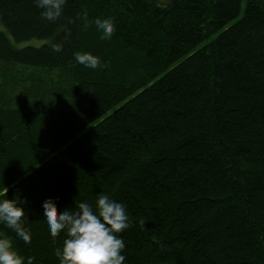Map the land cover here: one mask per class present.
Masks as SVG:
<instances>
[{
	"label": "trees",
	"instance_id": "1",
	"mask_svg": "<svg viewBox=\"0 0 264 264\" xmlns=\"http://www.w3.org/2000/svg\"><path fill=\"white\" fill-rule=\"evenodd\" d=\"M243 3L68 0L48 22L33 0H0L17 43L44 42L15 49L0 30V187L31 244L0 233L19 254L59 264L43 201L106 193L133 221L124 264H264V0ZM85 51L95 72L74 61Z\"/></svg>",
	"mask_w": 264,
	"mask_h": 264
},
{
	"label": "clouds",
	"instance_id": "2",
	"mask_svg": "<svg viewBox=\"0 0 264 264\" xmlns=\"http://www.w3.org/2000/svg\"><path fill=\"white\" fill-rule=\"evenodd\" d=\"M68 0H33L40 10V18L48 22L59 20ZM71 22V21H69ZM95 26L102 41L110 40L116 31L111 20L95 19ZM87 27V25H85ZM71 36V29L65 26V40ZM54 53L64 49L63 43H51ZM74 61L89 71L95 72L101 62L90 52H75ZM8 188L0 187V225L14 233L15 240L31 244V232L24 205L16 198H7ZM26 203V200H25ZM44 227L51 238L64 234L61 247L54 249L59 264H124L126 248L122 233L133 226L127 206L110 194L100 193L94 203L87 200L75 201V208L66 207L57 212L53 201L42 203ZM141 227L145 221H139ZM0 264H32V258H25L14 247V240L0 233Z\"/></svg>",
	"mask_w": 264,
	"mask_h": 264
},
{
	"label": "rangeland",
	"instance_id": "3",
	"mask_svg": "<svg viewBox=\"0 0 264 264\" xmlns=\"http://www.w3.org/2000/svg\"><path fill=\"white\" fill-rule=\"evenodd\" d=\"M245 1L244 0V3H243V7L245 5ZM0 30L6 35L7 39L10 40L12 46L15 48V49H19V48H24V47H30V46H33V47H40L44 42L43 41H38V40H30L29 42H19L17 43L13 38L12 36L10 35V33L8 32V30H6L3 25L1 24L0 22ZM207 42V41H206ZM204 45H206V43L204 44H201L200 46H198L196 48V50L202 48Z\"/></svg>",
	"mask_w": 264,
	"mask_h": 264
}]
</instances>
